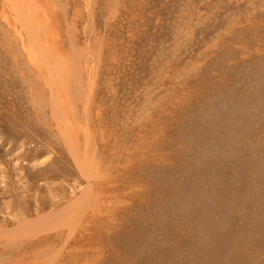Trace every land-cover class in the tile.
<instances>
[{
  "label": "rangeland",
  "instance_id": "obj_1",
  "mask_svg": "<svg viewBox=\"0 0 264 264\" xmlns=\"http://www.w3.org/2000/svg\"><path fill=\"white\" fill-rule=\"evenodd\" d=\"M0 264H264V0H0Z\"/></svg>",
  "mask_w": 264,
  "mask_h": 264
},
{
  "label": "bare ground",
  "instance_id": "obj_2",
  "mask_svg": "<svg viewBox=\"0 0 264 264\" xmlns=\"http://www.w3.org/2000/svg\"><path fill=\"white\" fill-rule=\"evenodd\" d=\"M52 61V60H51ZM72 152V151H71ZM74 152V151H73ZM75 156V155H74ZM76 158H74V160H75ZM75 162H76V160H75ZM79 162V161H78ZM76 164H78V163H76ZM82 165V164H81ZM78 167H80L79 166V164H78ZM82 169V168H81ZM87 187V186H86ZM89 188V187H88ZM88 193V190L87 189H84L83 191H82V195H80V196H86V194ZM79 196V197H80ZM78 200H79V198H78ZM77 199L76 200H74V202H73V205L75 206V205H77L78 203H77V201H78ZM67 208H69V207H67ZM71 209V208H70ZM64 211H65V209H64ZM76 211H77V208H76ZM70 212V211H69ZM78 212V211H77ZM66 215V214H65ZM53 217H56V215L55 216H53ZM63 216H59V218H62ZM44 219H42V220H45V219H47L48 220V218L49 217H43ZM42 220H40L39 219V221H37V223H36V225H35V223L33 224V223H31L30 225H24L22 228H17L16 229V231H25L27 234H28V232L26 231V230H30V231H37V232H39V229L41 230V229H43V225H41L42 224ZM54 220V222H56L57 220H58V218H52L51 220H50V222L51 221H53ZM60 221H62V220H59V222ZM62 223V222H61ZM60 223V224H61ZM48 228H46V230H47ZM44 230H45V228H44ZM43 230V231H44ZM29 231V232H30ZM36 232V233H37ZM41 232V231H40ZM31 233V232H30ZM35 233V234H36ZM20 234H21V232H20ZM19 234V235H20ZM33 234V233H32Z\"/></svg>",
  "mask_w": 264,
  "mask_h": 264
}]
</instances>
